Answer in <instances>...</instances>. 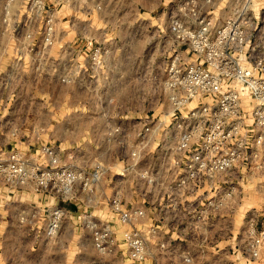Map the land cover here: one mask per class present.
<instances>
[{
	"label": "built area",
	"instance_id": "1",
	"mask_svg": "<svg viewBox=\"0 0 264 264\" xmlns=\"http://www.w3.org/2000/svg\"><path fill=\"white\" fill-rule=\"evenodd\" d=\"M17 3L0 0V12ZM27 6L37 17L45 3ZM74 26L87 35L59 47L55 104L77 110L56 120L53 144L0 155L2 192L49 198L17 220L40 236L75 217L104 260L124 246L130 264L237 252L264 262V208L237 219L250 190L264 201V38L237 25L226 38L206 17L140 26L134 38L119 35L123 23ZM78 127L83 142L68 135Z\"/></svg>",
	"mask_w": 264,
	"mask_h": 264
},
{
	"label": "rangeland",
	"instance_id": "2",
	"mask_svg": "<svg viewBox=\"0 0 264 264\" xmlns=\"http://www.w3.org/2000/svg\"><path fill=\"white\" fill-rule=\"evenodd\" d=\"M16 1L21 11L0 12V155L13 149L36 151L42 143L53 144L60 126L56 120L77 110V106L68 103L65 106L63 98L61 106L55 104L59 86L55 61L59 47L63 41L79 42L87 35L84 28L75 24L92 22L99 27L105 22H123L126 26L134 25L130 34L128 29V37L134 36L133 32L140 30V26L151 29L161 22L177 19L194 22L206 17L212 21L215 31H230V37L226 32V38L233 37L231 30L235 25L248 28L253 43L264 38V0H44V9L37 17L24 12L31 0ZM242 13L244 18L237 17ZM88 46V42L81 46V57ZM230 51L236 52L233 48ZM243 105L246 107L245 103ZM68 135L83 142L79 127ZM71 141L67 137V143ZM2 189L0 197L5 198ZM48 201L49 198H45L43 204L47 205ZM68 206L72 213L76 212L77 207ZM42 211L33 218L34 222L39 220L38 225L45 219L44 211L40 217ZM17 222L21 227L25 225V222ZM29 227L24 229L28 234L22 238L26 250L0 251V264H102L105 261L95 251L88 233L81 231L75 217L66 220L56 235L43 232L37 236L36 225L29 223ZM32 245L36 250L30 251ZM207 255L197 257L195 262L205 260ZM236 255L239 260L241 254ZM223 259L226 257L222 255L219 262L225 261Z\"/></svg>",
	"mask_w": 264,
	"mask_h": 264
},
{
	"label": "crops",
	"instance_id": "3",
	"mask_svg": "<svg viewBox=\"0 0 264 264\" xmlns=\"http://www.w3.org/2000/svg\"><path fill=\"white\" fill-rule=\"evenodd\" d=\"M109 23H123V22H109ZM125 24V23H123ZM130 26V24H127V26ZM125 24V27L123 29L119 30V35L125 37L127 36L128 29ZM132 31H129V34ZM134 34V32H133ZM134 36L128 35L127 38H134ZM257 194V195H256ZM15 195V196H14ZM14 195H6V199L3 197H0L1 202L4 205H0V251H24L26 250V245L24 246L23 242L25 243L24 239L25 235L28 234L26 229V226H22L17 222V218L15 216V213H17L19 210H34L33 207H36V205L40 206L41 204L38 202H44L45 198L41 199L39 196L33 194V193H25V194H14ZM263 199V195L256 193L254 190H250L249 193L246 195L245 202L239 209L237 219L241 218L243 213L250 207H256V208H264V201H261ZM35 205V206H34ZM242 210V211H241ZM240 213V214H239ZM72 220V219H71ZM19 229V231H18ZM19 232V233H18ZM18 233V234H17ZM226 241H223L220 243L221 247L225 246ZM36 250L35 247H31L30 251ZM123 253L120 254V257L113 259H105V261L102 264H130V260L127 258L125 247L122 246ZM223 255V258L226 257V259H223L225 261L219 262V258ZM209 256V255H208ZM206 257L205 260L198 261L196 264H243V259L240 258L237 260V255L231 256L232 262H230V258L225 253L220 254H211L210 257ZM212 256L214 257L212 259ZM163 260H165L163 258ZM227 261V262H226ZM257 264V263H256ZM258 264H264V262L258 263Z\"/></svg>",
	"mask_w": 264,
	"mask_h": 264
}]
</instances>
